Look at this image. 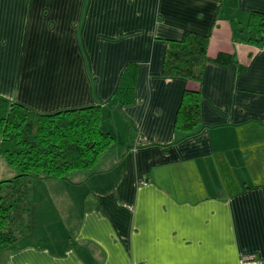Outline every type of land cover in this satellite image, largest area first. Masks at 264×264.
<instances>
[{
    "label": "crops",
    "instance_id": "0c3cea01",
    "mask_svg": "<svg viewBox=\"0 0 264 264\" xmlns=\"http://www.w3.org/2000/svg\"><path fill=\"white\" fill-rule=\"evenodd\" d=\"M253 10L264 0H0V95L45 114L101 105L114 138L93 168L34 180L31 232L0 264L264 260V41H247ZM186 30L209 35L210 58L236 60L206 62L189 135L174 121L194 85L161 73L166 41ZM130 62L135 100L121 106L113 94Z\"/></svg>",
    "mask_w": 264,
    "mask_h": 264
},
{
    "label": "trees",
    "instance_id": "16d2710c",
    "mask_svg": "<svg viewBox=\"0 0 264 264\" xmlns=\"http://www.w3.org/2000/svg\"><path fill=\"white\" fill-rule=\"evenodd\" d=\"M247 41H264V12L253 10L246 22ZM209 35L184 31L169 39L163 56L162 74L186 78L194 86L184 89L177 108L176 130L189 135L201 124V81L206 62L236 63L227 52L208 55ZM239 71L246 65L238 64ZM136 63H128L114 90L123 106L135 100ZM101 105L39 113L0 95V156L16 169L0 180V253L32 229V189L39 178H65L70 172L93 168L113 143V135L101 126Z\"/></svg>",
    "mask_w": 264,
    "mask_h": 264
},
{
    "label": "rangeland",
    "instance_id": "374dc122",
    "mask_svg": "<svg viewBox=\"0 0 264 264\" xmlns=\"http://www.w3.org/2000/svg\"><path fill=\"white\" fill-rule=\"evenodd\" d=\"M16 173H17L16 169H14L12 166H10L6 162V160L2 156H0V180L1 179H9V178L13 177Z\"/></svg>",
    "mask_w": 264,
    "mask_h": 264
},
{
    "label": "built area",
    "instance_id": "2783aa9c",
    "mask_svg": "<svg viewBox=\"0 0 264 264\" xmlns=\"http://www.w3.org/2000/svg\"><path fill=\"white\" fill-rule=\"evenodd\" d=\"M238 264H264V260L260 259L258 256L254 254H248V255L242 256Z\"/></svg>",
    "mask_w": 264,
    "mask_h": 264
}]
</instances>
